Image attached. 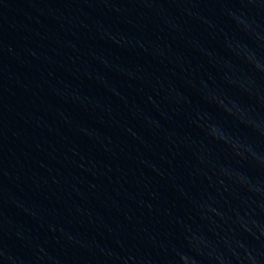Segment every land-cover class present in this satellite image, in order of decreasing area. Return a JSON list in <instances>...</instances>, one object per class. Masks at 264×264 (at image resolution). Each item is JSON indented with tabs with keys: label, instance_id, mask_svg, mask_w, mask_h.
<instances>
[{
	"label": "water",
	"instance_id": "95a60500",
	"mask_svg": "<svg viewBox=\"0 0 264 264\" xmlns=\"http://www.w3.org/2000/svg\"><path fill=\"white\" fill-rule=\"evenodd\" d=\"M0 264H264V0H0Z\"/></svg>",
	"mask_w": 264,
	"mask_h": 264
}]
</instances>
